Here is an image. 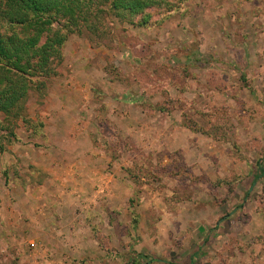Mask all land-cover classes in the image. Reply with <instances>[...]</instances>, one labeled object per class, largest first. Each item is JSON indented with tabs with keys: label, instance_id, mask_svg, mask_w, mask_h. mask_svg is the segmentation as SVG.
<instances>
[{
	"label": "rangeland",
	"instance_id": "rangeland-1",
	"mask_svg": "<svg viewBox=\"0 0 264 264\" xmlns=\"http://www.w3.org/2000/svg\"><path fill=\"white\" fill-rule=\"evenodd\" d=\"M174 2L177 10L158 26L103 15L67 37L60 75L48 87L79 85L90 107L86 119L105 134L109 123L122 130L132 123L107 116L111 109L129 113V102L149 118L136 117L143 129L137 136L119 129L136 155L114 160L106 153L111 163L100 169L129 197L103 206L105 216L77 209L74 220L88 226L78 234L87 247H51V264H129L136 254L153 264H264V0ZM148 12L152 20L161 16ZM42 99L31 92L30 115ZM1 139L7 150L17 145ZM140 140L153 145L144 149ZM12 159L0 155V264H42L34 254L45 250L43 242L28 243L32 236L8 229L16 212L4 198Z\"/></svg>",
	"mask_w": 264,
	"mask_h": 264
},
{
	"label": "crops",
	"instance_id": "crops-1",
	"mask_svg": "<svg viewBox=\"0 0 264 264\" xmlns=\"http://www.w3.org/2000/svg\"><path fill=\"white\" fill-rule=\"evenodd\" d=\"M62 83L49 86L46 96L35 105L33 115L28 113L33 122L42 123L41 130L35 134L31 130L21 131V134H17L18 140L24 136L27 142L18 141L15 148L9 146L5 153L13 158L12 161L8 160V169L17 163L15 173L10 169L11 173L7 172V179H4V198L8 200L7 205L14 201L16 209L15 213L10 214L12 222L10 216L7 218L8 225L12 226H8V229H11L10 233H17V236L23 233L32 236L28 243H37L34 240L36 238L43 242L45 250L34 254V257L42 259L38 262L42 264L56 263L47 259L50 254H46V250L51 247L64 250L87 247L86 243L81 244L83 240L78 234L89 232L88 226L74 220L81 216L75 214L77 209H94L95 216H105L103 206H111L113 202L118 203L130 195L118 178L100 171L102 164L111 163V159L104 149L92 142L97 125L91 116L86 119L83 110L89 112L90 107L87 102H83L81 88L79 85L67 86V83ZM117 104L124 105L121 102ZM135 104H126L130 107L129 113L111 109L114 117L107 114L113 120L133 119L126 130L117 126L123 134L132 132L135 136L139 135L143 129L139 130L135 126L136 117L149 118ZM162 116L167 123L169 116ZM160 132L161 135L167 132L166 138L169 137L168 128L164 127ZM140 145L150 149L153 142L140 140ZM96 188L104 189L105 195H100ZM105 228L111 230L114 226ZM91 243L93 248L99 247L94 240ZM19 248L24 250V246Z\"/></svg>",
	"mask_w": 264,
	"mask_h": 264
},
{
	"label": "trees",
	"instance_id": "trees-1",
	"mask_svg": "<svg viewBox=\"0 0 264 264\" xmlns=\"http://www.w3.org/2000/svg\"><path fill=\"white\" fill-rule=\"evenodd\" d=\"M177 8L174 0H1L0 130L4 127V134H0V155L8 152L1 138L9 144L20 141L15 132L16 122L32 134L41 130L42 123L29 118L27 102L32 91L44 98L48 82L60 75L63 47L69 34L80 32L83 26H96L103 15L151 28L160 25ZM150 10L161 16L152 20ZM158 110L163 112L164 108ZM96 125V137L92 138L96 147L104 148L112 159L123 153L136 155L133 147L121 140L117 127L109 123V133L105 134L100 123ZM98 136L102 139L98 138L99 142ZM130 261L129 264L154 262L141 254Z\"/></svg>",
	"mask_w": 264,
	"mask_h": 264
},
{
	"label": "built area",
	"instance_id": "built-area-1",
	"mask_svg": "<svg viewBox=\"0 0 264 264\" xmlns=\"http://www.w3.org/2000/svg\"><path fill=\"white\" fill-rule=\"evenodd\" d=\"M99 191H100L101 193H103V192H104V189H101V188H100V190H99Z\"/></svg>",
	"mask_w": 264,
	"mask_h": 264
}]
</instances>
